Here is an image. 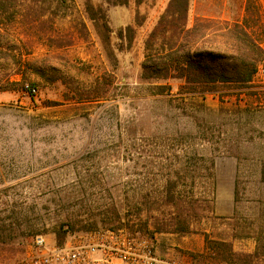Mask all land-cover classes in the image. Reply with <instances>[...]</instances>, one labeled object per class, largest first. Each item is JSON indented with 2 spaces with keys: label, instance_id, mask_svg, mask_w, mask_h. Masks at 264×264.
<instances>
[{
  "label": "rangeland",
  "instance_id": "obj_1",
  "mask_svg": "<svg viewBox=\"0 0 264 264\" xmlns=\"http://www.w3.org/2000/svg\"><path fill=\"white\" fill-rule=\"evenodd\" d=\"M121 1L16 0L14 17L0 18V49L15 56H0V217H17L0 264L19 259L37 235L62 244L99 227L130 228L152 238L160 255L193 264H223L206 250L203 232L230 240L236 252L255 248L252 237L231 238L230 216L237 172L239 222H250L249 206L264 200L257 170L264 159V103L230 110L237 97L225 93L241 88L218 85L205 93L208 109L195 112L196 122L164 95L146 93L140 63L160 16L152 13L158 0ZM246 1L196 0V7L206 11L202 19L231 23L244 14ZM123 5L133 9V23L115 27L109 11ZM205 31L192 33L189 45L224 47V38L202 36ZM254 36L264 48V30L256 27ZM149 43L155 47L160 38ZM15 60L41 67V75L26 72L35 84L14 74ZM169 83L176 93L179 82ZM253 85L264 88V73H256ZM203 123L209 140L200 137ZM224 142L233 154L223 152ZM99 190L136 216L121 212L111 220L88 210L89 194ZM169 190L183 205L194 200L187 232L154 228L168 217L156 195ZM60 224L66 233L57 243Z\"/></svg>",
  "mask_w": 264,
  "mask_h": 264
},
{
  "label": "trees",
  "instance_id": "obj_2",
  "mask_svg": "<svg viewBox=\"0 0 264 264\" xmlns=\"http://www.w3.org/2000/svg\"><path fill=\"white\" fill-rule=\"evenodd\" d=\"M15 2L16 0H0V18L3 15L8 19L14 17ZM127 2L128 0L121 1L123 4ZM188 7L189 0H169L165 10L159 16L155 28L150 32L145 45L146 54L140 63L139 76L140 80L146 83V93L164 95V100L182 112H186L196 122L199 121V117L195 112H203L208 109L204 103L205 93L214 91L218 85L241 88L225 93L227 96L234 94L237 97L235 107H229L230 110H238V108L239 110H247L253 106L260 108L264 103V88L256 87L255 89L253 87L258 66L264 62V48L254 36L256 27L260 31L264 30L259 0H247L244 6L245 15L242 20L231 23L227 21L217 23L208 18L202 19L200 17L201 19H199L197 17L196 22L188 26ZM90 18L95 20L93 15H90ZM104 26L107 29L105 24ZM200 27L204 31L208 30L201 34L202 36L213 35L224 38V47L218 48L207 45L206 47L193 48L189 45L187 38ZM153 36L160 38V43L155 47H151L149 43ZM0 56H9L15 59L14 55L6 54L1 49ZM13 65L16 67L14 74H20L25 79L28 78L25 76L26 72L28 75L42 74L41 67L35 61L21 63L20 60H15ZM173 79L179 82L178 89L174 94L170 92L171 85L169 83ZM27 80L31 84H35L33 78ZM250 97H255L257 101L249 102L247 99ZM241 100H244V105H240ZM220 101L223 102L222 99ZM221 108L223 107L221 106ZM206 128L208 125L201 129L200 137L209 140V136L206 135ZM221 146L225 149L223 152L233 154L231 145L224 142ZM234 155L238 157L236 154ZM257 170L260 181L264 182V159L258 161ZM239 183L237 172L234 187V209L232 216H230L233 221L230 236L232 239L252 237L255 240V248L252 252H236L233 250L230 240L223 237L210 238L207 232H203L206 250L210 252L212 258L223 264H264V200L255 201L256 203L249 206V209L252 208L254 212L249 215L253 216L250 222H239L243 219L239 216ZM101 193L99 190L89 194V196L92 195V201L89 200L86 204L88 210H95L96 215L111 220L120 219L121 212L126 217L136 216L133 214L134 212L127 213L129 208L125 207L124 203L118 204L116 201L104 200ZM148 195L150 194L148 193ZM156 196L161 199L164 205L162 211L168 217L155 221L154 228L164 230L170 226L174 231H189L190 221L188 218L189 215H194V200H188L183 205L177 201V194L170 190L158 192ZM203 201L209 206V209H213L210 207L207 198ZM170 207L176 208L177 212L171 214L169 212ZM11 212L13 211L11 210ZM16 218L15 215L0 217V248L2 245L13 241V239L8 238V232H13L16 229ZM62 226L63 224L58 225L55 231L57 243L63 239L66 233Z\"/></svg>",
  "mask_w": 264,
  "mask_h": 264
},
{
  "label": "built area",
  "instance_id": "obj_3",
  "mask_svg": "<svg viewBox=\"0 0 264 264\" xmlns=\"http://www.w3.org/2000/svg\"><path fill=\"white\" fill-rule=\"evenodd\" d=\"M257 73H264V64ZM8 264H193L162 256L152 238L120 227H99L85 232L78 240L49 243L37 235L23 255ZM211 264V263H210Z\"/></svg>",
  "mask_w": 264,
  "mask_h": 264
},
{
  "label": "crops",
  "instance_id": "obj_4",
  "mask_svg": "<svg viewBox=\"0 0 264 264\" xmlns=\"http://www.w3.org/2000/svg\"><path fill=\"white\" fill-rule=\"evenodd\" d=\"M169 0H158L156 4L154 3L152 13L162 14L168 5ZM141 4V3H140ZM137 8H139V4H137ZM130 5L116 6L109 11L110 23L115 27H121L130 25L133 23L134 12ZM188 15V26L191 25V22L194 19V16H207L206 11L201 9V7H196V0H189V7L187 11ZM245 15V11L243 15H240L239 18L234 19L233 21H241L243 16Z\"/></svg>",
  "mask_w": 264,
  "mask_h": 264
}]
</instances>
